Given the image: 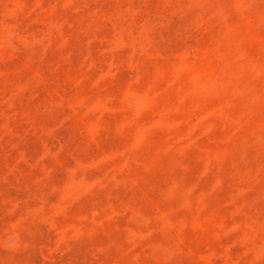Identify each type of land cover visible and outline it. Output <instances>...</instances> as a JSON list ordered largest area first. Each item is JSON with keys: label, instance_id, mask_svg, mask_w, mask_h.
Wrapping results in <instances>:
<instances>
[{"label": "rangeland", "instance_id": "rangeland-1", "mask_svg": "<svg viewBox=\"0 0 264 264\" xmlns=\"http://www.w3.org/2000/svg\"><path fill=\"white\" fill-rule=\"evenodd\" d=\"M0 264H264V0H0Z\"/></svg>", "mask_w": 264, "mask_h": 264}]
</instances>
